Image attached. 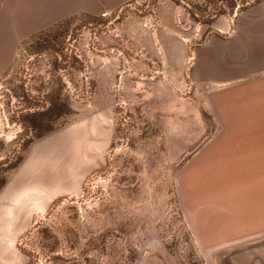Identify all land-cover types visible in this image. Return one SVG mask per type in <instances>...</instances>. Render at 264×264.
<instances>
[{
  "label": "rangeland",
  "instance_id": "1",
  "mask_svg": "<svg viewBox=\"0 0 264 264\" xmlns=\"http://www.w3.org/2000/svg\"><path fill=\"white\" fill-rule=\"evenodd\" d=\"M242 1L253 0H134L48 28L64 59L18 50L0 77V164L29 145L16 169L0 166L5 264H236L240 248L253 247L203 248L181 185L222 127L216 87L194 79L195 49L216 20L240 13ZM75 87L83 89L75 113L31 141L22 113L45 106L53 90L63 99ZM39 167L52 182L26 199L16 184Z\"/></svg>",
  "mask_w": 264,
  "mask_h": 264
},
{
  "label": "crops",
  "instance_id": "2",
  "mask_svg": "<svg viewBox=\"0 0 264 264\" xmlns=\"http://www.w3.org/2000/svg\"><path fill=\"white\" fill-rule=\"evenodd\" d=\"M133 1L0 0V77L30 36L68 18L101 16ZM193 58L194 79L216 87L212 102L222 127L182 173L184 204L203 248H240L252 241L253 247L240 248L235 263L264 264V0L233 19L216 20ZM3 131L0 117V135ZM51 177L39 167L18 181L16 191L35 197L34 190L47 187ZM0 264H5L3 250Z\"/></svg>",
  "mask_w": 264,
  "mask_h": 264
},
{
  "label": "trees",
  "instance_id": "3",
  "mask_svg": "<svg viewBox=\"0 0 264 264\" xmlns=\"http://www.w3.org/2000/svg\"><path fill=\"white\" fill-rule=\"evenodd\" d=\"M259 1L260 0H253L251 2L242 1L241 6L239 7V12L247 10L249 7L255 5ZM229 7L230 10H234L236 8V4L232 3ZM220 14H227V12L223 11ZM64 21L65 20L55 24L54 26L50 27V29L59 26ZM50 29L40 31L30 36L28 39L22 41L19 51L21 50V47L25 51L30 50V53L35 55L53 51L56 55L61 56L62 59H64L61 52L54 48L53 43L57 42V40L52 39L50 36H47L48 34H46ZM82 91L83 89L79 87H75L74 90H71V88H69L67 89L65 98L61 99L60 90V94L58 93V90H53L50 95L44 96V100L47 102L45 106H43L42 108L37 106L33 111L29 109L28 111L22 113L20 123L22 124V126L26 127L34 134L31 138V141L42 138L46 134L54 131L55 126L60 119L72 116L75 113L73 109V100L75 97H81ZM37 92L42 93V89H37ZM28 145L29 144L27 142H24L20 145L19 156L16 161L9 163V161H7L6 159L4 162H1L0 166H5L2 171L3 173L12 171L19 166V164L23 160L22 153L27 149ZM6 183L7 180L4 177L0 176V191L5 187ZM54 249L55 247L52 246L49 249V253L53 252Z\"/></svg>",
  "mask_w": 264,
  "mask_h": 264
},
{
  "label": "bare ground",
  "instance_id": "4",
  "mask_svg": "<svg viewBox=\"0 0 264 264\" xmlns=\"http://www.w3.org/2000/svg\"><path fill=\"white\" fill-rule=\"evenodd\" d=\"M79 133H81V132H79ZM83 133H84V132H83ZM83 135H84V134H83ZM77 138L80 139V138H81V135H80V134L75 135L74 139H77ZM84 138H85V137H84ZM82 139H83V138H82ZM83 140H84V139H83ZM81 141H82V140H81ZM79 147H80V146H79ZM80 150H81V149H80ZM81 151H82V150H81ZM76 152H77V151H76ZM76 152H75V153H76ZM80 154H81V152H80ZM76 155H78V154H76ZM57 156H58V154H57ZM65 158H66V157H65ZM74 159H75V158H74ZM62 161H63V160H62ZM62 161H61V162H62ZM72 161H73V160H72ZM76 161L78 162V160H76ZM86 161H87V160H86ZM59 162H60V161H59ZM52 163H53V162H52ZM84 163H85V162H84ZM53 165H54V164H53ZM80 165H81V164H80ZM82 165H83V164H82ZM82 165H81V166H82ZM58 166H60V165H58ZM85 166H86V165H85ZM54 167H56V165H55ZM54 167H53V168H54ZM67 167H68V166H67ZM82 167L85 168L84 166H82ZM47 169H48V168H47ZM55 169H56V168H55ZM71 169H73V167H72ZM78 172H79V170H78ZM66 174H67V173H66ZM74 175H75V173H74ZM78 175H79V173H78ZM82 178H83V177H82ZM37 179L40 181L42 178H41V177H37ZM45 179H47V178H45ZM49 181H50V180H49ZM49 181H47L46 183H49ZM53 186H55V185H53ZM53 186H52V187H53ZM71 186H72V185H71ZM71 186H70L69 188H71ZM61 188H62V187H61ZM38 192H39V191H38ZM54 192H56V191H54ZM37 195H38V194L36 193L35 196H37ZM31 197H33V194H31L30 198H31ZM41 197H42V196H41ZM36 198H37V197H36ZM38 198H39V195H38ZM43 199H44V198H43ZM36 201H37V200H36ZM38 203H39V202H38ZM38 203H37V204H38ZM39 204H40V203H39ZM39 204H38V205H39ZM21 217H22V216H21Z\"/></svg>",
  "mask_w": 264,
  "mask_h": 264
}]
</instances>
